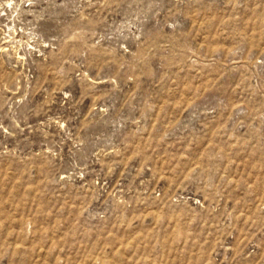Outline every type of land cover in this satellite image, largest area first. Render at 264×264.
I'll return each mask as SVG.
<instances>
[{
    "label": "rangeland",
    "instance_id": "obj_1",
    "mask_svg": "<svg viewBox=\"0 0 264 264\" xmlns=\"http://www.w3.org/2000/svg\"><path fill=\"white\" fill-rule=\"evenodd\" d=\"M0 264H264V0H0Z\"/></svg>",
    "mask_w": 264,
    "mask_h": 264
}]
</instances>
